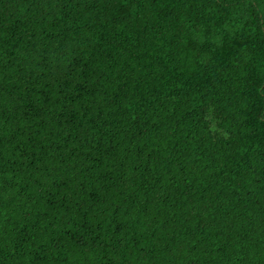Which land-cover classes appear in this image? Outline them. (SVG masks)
I'll list each match as a JSON object with an SVG mask.
<instances>
[{"label":"trees","instance_id":"obj_1","mask_svg":"<svg viewBox=\"0 0 264 264\" xmlns=\"http://www.w3.org/2000/svg\"><path fill=\"white\" fill-rule=\"evenodd\" d=\"M0 264H264V0H0Z\"/></svg>","mask_w":264,"mask_h":264}]
</instances>
